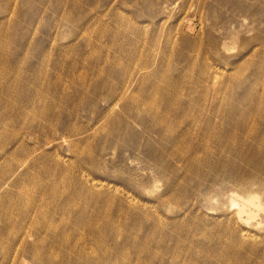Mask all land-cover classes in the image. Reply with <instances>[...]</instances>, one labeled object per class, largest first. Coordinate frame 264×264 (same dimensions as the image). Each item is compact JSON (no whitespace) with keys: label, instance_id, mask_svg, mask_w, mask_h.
<instances>
[{"label":"rangeland","instance_id":"obj_1","mask_svg":"<svg viewBox=\"0 0 264 264\" xmlns=\"http://www.w3.org/2000/svg\"><path fill=\"white\" fill-rule=\"evenodd\" d=\"M0 264H264V0H0Z\"/></svg>","mask_w":264,"mask_h":264},{"label":"bare ground","instance_id":"obj_2","mask_svg":"<svg viewBox=\"0 0 264 264\" xmlns=\"http://www.w3.org/2000/svg\"><path fill=\"white\" fill-rule=\"evenodd\" d=\"M1 77L4 78L5 75H3V76L1 75ZM235 124L237 125L236 127H238L237 129H241V131L244 132V136L247 138H251V137L259 135L258 130H257V128H258L257 122H255L253 118H248L247 115L245 116V114L240 119V122H235ZM227 137H228L226 139L227 142L233 143L235 141L233 134H231Z\"/></svg>","mask_w":264,"mask_h":264}]
</instances>
